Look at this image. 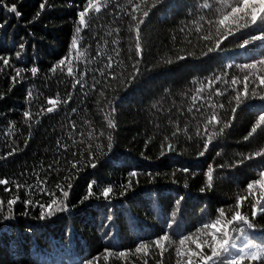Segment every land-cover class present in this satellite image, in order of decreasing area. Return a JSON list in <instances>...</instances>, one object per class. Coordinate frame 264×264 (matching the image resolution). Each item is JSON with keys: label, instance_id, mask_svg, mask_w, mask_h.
Segmentation results:
<instances>
[{"label": "trees", "instance_id": "16d2710c", "mask_svg": "<svg viewBox=\"0 0 264 264\" xmlns=\"http://www.w3.org/2000/svg\"><path fill=\"white\" fill-rule=\"evenodd\" d=\"M232 2L101 0L80 25L87 0H0V264H183L177 247L199 251L237 197L253 226L234 225L217 264L264 248V214L251 215L261 190L247 191L264 171V124L245 139L264 115V41L243 20L231 35L209 23ZM52 199L63 210L40 219Z\"/></svg>", "mask_w": 264, "mask_h": 264}, {"label": "snow or ice", "instance_id": "6c2138e0", "mask_svg": "<svg viewBox=\"0 0 264 264\" xmlns=\"http://www.w3.org/2000/svg\"><path fill=\"white\" fill-rule=\"evenodd\" d=\"M47 0H45V3ZM146 3L147 0H144ZM163 0H156V3H162ZM45 3L40 4V9L43 10L45 8ZM156 3H153V7L156 6ZM204 7H211L209 4L203 5ZM228 10L224 12L218 19L215 21H209V23H214L219 28H224L227 30V35L232 34V25H239L240 21H244L243 27L248 28L251 26H257L261 34L260 35H253L251 37L252 40H260L264 41V0H233L232 3L227 5ZM101 8V0H87V5L84 8L82 12L79 14V24L84 25L85 24V17L88 15L90 10H95L96 12H99ZM137 8H139V5H137ZM11 12H17L16 6L12 5L8 8ZM19 15V13L17 12ZM39 12L36 13L37 17L39 16ZM149 15V11L143 12V17H147ZM135 18V17H134ZM144 23V19H140L137 25L135 26V29H133L136 32V40H137V53L139 54L141 49L139 46V39H140V25ZM80 29L77 28V33H79ZM227 35H225V39H227ZM203 39H210V37L206 36L203 37ZM73 48H76V40L73 39ZM245 43H248V41H245ZM244 45H241L243 47ZM216 47H219V43H217ZM212 49H209L211 51ZM179 59H184V57H180ZM4 63L7 64L8 61L4 60ZM63 63V62H62ZM168 63H171V61H168ZM260 63L264 64V61H261ZM246 67L255 68L256 65H248ZM32 73H36V69H31ZM69 74L72 73V69H68ZM19 74V73H18ZM259 82L261 86H264V77L259 78ZM235 83V81H233ZM244 95H247L248 93V85H244L243 90ZM219 94V93H217ZM237 102L239 103L240 97H236ZM49 104H52L55 106L57 104L56 100H49ZM48 112L53 111V108H48ZM235 111V110H234ZM28 115L27 113L25 114ZM209 124L213 123H219L217 120V117L213 115L209 120ZM264 124V115L259 116L258 121L256 125L251 129L248 136L245 137L247 140L250 136L255 134L257 132V129L260 128V126ZM231 125L228 123H225L223 127L220 129V133L222 134L225 128L230 127ZM109 127H115V125L109 121ZM215 135V134H213ZM212 142L211 137L206 141L204 144V150L200 152V155L203 156L204 153L208 150V145ZM171 147V146H169ZM256 157H264V151H257L254 154ZM253 156L245 157V159H252ZM243 162V161H241ZM75 166V165H74ZM95 166V165H93ZM186 171V170H185ZM214 170L210 167L209 170L206 173L207 182L206 187L211 188L214 180ZM133 176L136 175L135 172L132 173ZM7 181L0 180V184H6ZM255 188H259L261 190L259 196L255 199V202L251 205L252 212L251 215L253 218L257 216V213L260 212L264 214V171H261L259 173V178L249 182L247 184V191L249 195H253V190ZM111 188H107L104 190L103 195L107 197L109 193L111 192ZM64 197H67L68 193L66 191L62 192ZM18 199V197L16 198ZM16 199H10L7 201L8 209L11 210L12 205L16 203ZM247 199V197H237V203L235 205V211L231 215L230 218H225V211L223 209L219 210V218H217L214 222H211L209 224L204 225V229H212L213 231L208 232L207 235L211 237L210 240H204L202 243L199 242L198 238L197 240L193 241L196 244L195 250H182L181 247H177V255L178 256H184L187 255V260L183 262V264H217V261H219L222 257L227 256L229 253L230 248V231H235L234 225L243 223L247 225L249 228H251L253 225L249 218L242 214L239 210L241 207V203L243 200ZM3 207V201H0V210H2ZM42 207V212L40 219H44L46 216L51 217L55 211L63 210V208L60 206V202L57 199H52L51 202L45 206ZM203 231V230H201ZM219 234V235H218ZM223 238H220V237ZM168 237L164 236L160 240H156L154 242L155 246L157 248H160L163 250L164 244L162 241H168ZM186 240H192V237H186L185 239H182L179 241V245L183 246L186 242ZM149 246L146 244H141L140 247L136 249L137 252H140L144 249H147ZM209 249L210 254H207L204 252L205 248ZM243 252V249L240 250ZM119 256H124L125 253H119ZM251 260V261H259L260 264H264V248H259L254 245L249 246V250L247 252H243L242 255L239 256V259H232L229 264H242L245 260ZM145 264H147V261H145ZM178 264H181V262H178Z\"/></svg>", "mask_w": 264, "mask_h": 264}]
</instances>
